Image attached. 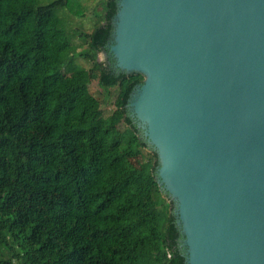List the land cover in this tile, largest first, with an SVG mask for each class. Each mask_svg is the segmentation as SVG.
Instances as JSON below:
<instances>
[{"label":"trees","instance_id":"obj_1","mask_svg":"<svg viewBox=\"0 0 264 264\" xmlns=\"http://www.w3.org/2000/svg\"><path fill=\"white\" fill-rule=\"evenodd\" d=\"M70 2L0 0V264H184L155 154L124 109L142 78L96 60L115 0L96 2L84 51L56 14L83 16ZM90 72L114 90L109 114Z\"/></svg>","mask_w":264,"mask_h":264},{"label":"water","instance_id":"obj_2","mask_svg":"<svg viewBox=\"0 0 264 264\" xmlns=\"http://www.w3.org/2000/svg\"><path fill=\"white\" fill-rule=\"evenodd\" d=\"M110 26L184 264H264V0H115Z\"/></svg>","mask_w":264,"mask_h":264},{"label":"rangeland","instance_id":"obj_3","mask_svg":"<svg viewBox=\"0 0 264 264\" xmlns=\"http://www.w3.org/2000/svg\"><path fill=\"white\" fill-rule=\"evenodd\" d=\"M54 0H36L37 5H46ZM98 0H71L70 8L74 11L79 10V14H83V16L72 15L66 8H58L56 10L57 16L63 21L64 31L66 36L70 42V44L81 45V47L76 50H85L84 41L78 34L90 33L94 26L98 24L97 18L94 17L92 12H98L99 7L96 5ZM101 54V53H100ZM100 54L96 55V60H99ZM76 63L85 69L89 68V64L83 61L82 59L77 58ZM90 84L88 86V91L92 97H94L100 104V108L103 111V114H109L113 107L111 101L113 100L114 90L111 89L108 91L101 90L97 86L96 75L94 72L89 73ZM140 160H144V157H140Z\"/></svg>","mask_w":264,"mask_h":264}]
</instances>
